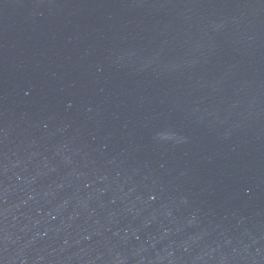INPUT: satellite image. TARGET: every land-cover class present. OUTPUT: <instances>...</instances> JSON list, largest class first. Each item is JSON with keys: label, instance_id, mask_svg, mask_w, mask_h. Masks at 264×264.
<instances>
[{"label": "water", "instance_id": "water-1", "mask_svg": "<svg viewBox=\"0 0 264 264\" xmlns=\"http://www.w3.org/2000/svg\"><path fill=\"white\" fill-rule=\"evenodd\" d=\"M0 264H264V0H0Z\"/></svg>", "mask_w": 264, "mask_h": 264}]
</instances>
